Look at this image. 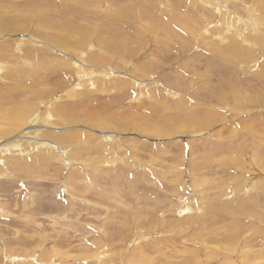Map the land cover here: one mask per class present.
I'll return each mask as SVG.
<instances>
[{
  "label": "rangeland",
  "instance_id": "374dc122",
  "mask_svg": "<svg viewBox=\"0 0 264 264\" xmlns=\"http://www.w3.org/2000/svg\"><path fill=\"white\" fill-rule=\"evenodd\" d=\"M25 1L0 0V26L21 21L15 10H27ZM37 1L62 12L51 25L53 35L72 29L83 45H58L39 34L45 41L36 51L19 43L18 49L13 39H26L22 33L32 29L0 30L16 60L33 62L20 74L0 72V103L31 106L36 116L23 131L31 125L62 134L78 150L69 153L66 146L48 161L40 160L43 154L28 162L22 157L18 165L17 158L2 161L0 264H264V109L256 99L247 101L264 93V46L251 44L236 54L224 49L230 40L184 33L199 30L207 15L210 28L221 30L215 12L200 2L193 8L189 0H99L93 8L86 0ZM215 2L245 20L240 38L251 34L249 16L264 10V0ZM139 12L153 29L139 30ZM192 20L191 28H180ZM167 26L173 27L169 37ZM118 35L132 49L125 61L104 45ZM175 36L179 46L169 40ZM75 55H101L105 62L74 63ZM250 58L254 64L244 69ZM230 70L244 95L240 104L208 101L220 74ZM191 95L197 108L240 115L187 127L174 102L182 97L191 104ZM239 117L250 120L236 127L243 123ZM114 141L120 148L110 152ZM55 249L67 257L52 256Z\"/></svg>",
  "mask_w": 264,
  "mask_h": 264
},
{
  "label": "bare ground",
  "instance_id": "6f19581e",
  "mask_svg": "<svg viewBox=\"0 0 264 264\" xmlns=\"http://www.w3.org/2000/svg\"><path fill=\"white\" fill-rule=\"evenodd\" d=\"M86 1L89 2V4H91V6L93 8L97 7V5L100 4L99 0H86ZM198 2L201 3L200 5L203 9L209 10L208 12H211V10H213L215 12L216 17L213 19V20H215L214 26L221 27V30L219 31V28L218 29L212 28V27L210 28V25H211L210 23L212 22L210 20L212 19V17L207 15L206 17H203L202 26L197 31L195 29L191 28V25L193 24V20L189 24L184 25V26L179 23V26L181 29L191 28V29L187 30L189 32H184V33H188L190 36L194 37L195 40L203 38V33L209 34L207 37L210 36L212 38V40L217 41V42L223 43L225 40H228V41L230 40L229 43L224 46V49L231 50L236 54H242L241 48L244 46L249 47V45H251V44H253V45L258 44L259 46L260 45L264 46V10L261 13L258 12V14H260V15H258V18H255V16H253V15L249 16L248 20L250 23L245 24V26H246V29H250L251 34H245V35H243L242 38H240L238 36L239 33L237 32V30L240 31V29H241L240 26H243V24L245 23L244 22L245 20L242 19V17L240 15H238L234 11H231V10L229 11V8H227V7L223 8V5L218 4L217 2H215V0L214 1H211V0L210 1H208V0H189L188 6L195 8L198 5ZM24 3H25L24 5L27 7V10H24L23 8H22L23 9L22 11L15 10V14H17V16H19L21 18V21L14 22V24L12 23L9 26L8 25L9 22L7 20H5L7 22H2V24L0 26L1 31H4L2 29H5V28L8 29V27H10V29H8V30H10V31L15 30V32L23 31L26 28L32 29L31 34L30 33H22V35L23 34L27 35L26 39L19 38V36L15 37L13 39V45H15L18 49H20L19 48V44H20L21 47L23 46L25 49H31L32 51H36L39 47L36 44H40L41 40L44 39V37H41L39 34H45L46 40L57 43L58 45L70 46L71 48L80 47V45H83V43L81 42V37L79 36V34L72 29L67 28L65 31H59L56 35H53L52 29H55V28L54 27L52 28L51 25L56 21V16L58 15V17H60V14L62 13L59 10V8H56V6H53V4L42 3L41 1H37V0H29V2L25 1ZM100 6H101V4H100ZM105 10L107 11V8H105ZM248 10H249V14H252L253 12H251V11H253L255 9L252 7V5H250L248 7ZM3 11H5V10L3 9ZM20 12H21V14H20ZM37 13H40L39 17H37ZM116 15H118V14H116ZM0 16H2V15H0ZM13 16L15 17L16 15H13ZM136 16H137V21L135 23L138 24V26L140 28L139 30H141L142 27H148L149 29H153L155 27V25H153L151 23L147 24V22L145 23V21H143L142 18H145L143 16V13L139 12L138 15H136ZM2 17H4V16H2ZM7 18L9 19V17H7ZM185 21H186V19H185ZM218 21L220 22L221 25H219L217 23ZM57 23L66 27V24L63 22H57ZM158 26H162V25H158ZM157 27H156V29H154V31L156 30L155 32H153L152 30H147V31L153 32L154 36L156 37L158 35ZM227 27L231 31L235 29L236 32H233V31L227 32L226 31ZM163 29L164 28H162V30ZM165 30L167 31L168 37L170 35H173V27L167 26L165 28ZM1 31H0V38L3 36V35H1ZM227 33H230V34H227ZM247 33H248V31H247ZM230 37H232L234 40L238 39V41H240V42H236L233 39H230ZM3 38H4V36H3ZM118 38H119V40L112 41L109 43L107 42L104 45H105V47H109V48L116 50L118 55H119V58L122 59L123 61H125L127 56L129 55L127 53H131L132 49L129 48L128 43L126 44V43L122 42V39H120V35H118ZM169 40H172V41L176 40V44L178 43L177 45L179 46L180 41H178V38H176V36L172 37V38L170 37ZM10 41L11 40L9 37H6L3 41L0 40V65L4 64V66L2 68H0V72H5L8 70L9 72H11L13 74H20L21 72H24V71L28 70L30 67H32L33 62L30 63L28 61V62H26L27 66H25V65H23L24 64L23 62L16 60V57L13 56L12 53L9 52V50H8L10 48V46H9ZM44 41H45V39H44ZM52 45H54V44H52ZM211 45L212 44H209V47H212ZM214 46H215V44H214ZM55 48H57V47H55ZM260 49H263V48H260ZM263 51H264V49H263ZM245 54H246V56L250 55L249 57L252 56L250 51L249 52L247 51ZM73 57H75L74 59L76 60V61L73 60L74 63L77 61L85 62L84 60H88L89 63L105 62V57H102L101 55H97L96 57L93 55V57H90L91 59H88L86 55H82V56H80V58L77 55H75ZM252 60L253 59L250 58L247 61H245L248 63H246L247 66L244 65V69L250 68L254 64L255 60H253V61ZM232 62H233V60H232ZM71 63H73V62L69 61V64H71ZM77 64H79V63H77ZM99 64H101V63H99ZM74 66L78 69L77 65H74ZM195 68H197V66ZM231 71H234V70H230L229 74H220L221 79L219 82H217L218 83V86H217L218 89L215 88L212 93H211V91H209V93H211V95H209V94L206 95V96H209V98H210V99H208V101H214V102L218 101V104L222 105L224 100L229 98L232 101V104H238V103L240 104V100L244 97V95H241V93L239 92L240 87H238L236 84L237 78L235 79L233 77V75H235V73L231 72ZM230 74H233V75L230 76ZM248 87L251 89V91L255 92V88L253 86L252 87L248 86ZM192 91L193 90H190V92H192ZM166 93L167 94L169 93L168 95L172 94V96L176 95V92H173V91H166ZM189 98L191 101H193L192 95ZM184 99L185 98H182V97H176L174 103L176 104L177 112L178 113H182V112L184 113V116L182 117L181 120L187 122V125H186L187 127L195 128L193 126H196L197 123L201 124L208 117L212 118L210 120V122L212 124L216 123L217 121H219V122L221 121V122L225 123V119H227L228 116H230L231 114H233V115L238 114L236 111L233 112L232 110L230 113L227 114V112H225L221 109L197 108L198 106L194 101H193V103L188 104L185 102L187 100H184ZM255 99H256L257 103L260 106H262V109H264V93H262V94L259 93V94L253 95L252 98H249L247 101L253 102V100H255ZM172 100H174V99H172ZM15 103H20V102H15ZM10 106L8 107V106H6L5 103L4 104L0 103V165L2 164V161L4 159H7L8 157H11V160L13 158H17L14 163L16 165H18V162H20V158H22V157H24L26 159V161L28 162L34 156H36V155L39 156L40 154H43V155H46L47 157L45 159L40 157V160L48 161V160L53 159L54 158L53 156L57 152H59V150L64 149L66 146H67V148H69L68 149L69 153L75 152V149L78 150L76 148L77 145L75 143L72 144V147H71V145L68 146L70 139L67 138L66 136L62 135V134H56V133L54 134V132L48 133L46 131L40 130L39 128H35L34 126H31V125H30V128L28 130L23 131L24 128L30 124L31 118H34V116H36V115L33 116L34 112L32 111L31 106L23 105L25 107L21 106L20 109H18L16 107L12 108ZM18 106H20V104ZM238 109H239V107L237 108V110ZM241 109H242V107L240 108V110ZM238 115H240V114H238ZM242 115L247 116V113H242ZM240 118H245V117H239V119ZM252 118L257 119L258 114H256ZM36 119H37V123L41 122L42 115L40 116L37 114ZM240 120H242V119H240ZM249 120H250V118L248 117V119L241 121L244 124L239 121V123H241V125L236 126L237 124L235 123V126L240 127V128L242 126H246L247 122ZM48 122L46 121V123H48ZM34 128L39 129V131L37 132L38 135L34 131ZM227 128H229V127H226V130H228ZM172 129L175 131L179 130V129H177L176 126H172ZM232 131H233V126H232ZM28 134L31 135V138H26ZM79 141L80 140L78 139V143H80ZM111 147L112 148H111L110 152L120 148V145L117 141H114L113 144L111 145ZM73 155H75V154H73ZM65 159H67V157ZM120 159L122 161L126 162L125 158H120ZM200 211H202V210H200ZM58 250L55 249V251L53 252L54 254H52V256H55V254H56L57 256L59 255L60 257H62V256L67 257L66 252H60ZM131 251L133 252L132 249H131ZM102 253H103V251H98V252H96L95 255L97 258H99ZM107 256H109V254H106L105 258ZM27 262L28 261H26V263ZM29 264H32V263L29 262ZM59 264H61V263H59ZM127 264H130V263L128 262Z\"/></svg>",
  "mask_w": 264,
  "mask_h": 264
}]
</instances>
